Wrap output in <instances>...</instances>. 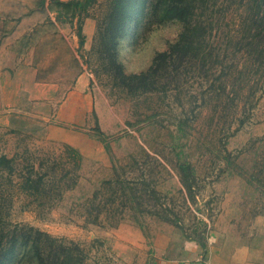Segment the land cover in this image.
I'll return each instance as SVG.
<instances>
[{"label": "rangeland", "instance_id": "obj_1", "mask_svg": "<svg viewBox=\"0 0 264 264\" xmlns=\"http://www.w3.org/2000/svg\"><path fill=\"white\" fill-rule=\"evenodd\" d=\"M28 1L0 0V14L22 16L36 8ZM109 2L94 0L90 6L95 30ZM149 7L148 3L141 14L130 13L131 21L118 39L116 58L127 75L148 70L182 30L177 20L157 22ZM38 11L34 16L42 22L45 13ZM213 13L220 23L207 39L211 57L204 66L186 68L179 81L166 82L164 92L129 93L116 86L98 66L91 36L84 48L77 47V58L90 75L74 102L89 109L86 115L68 124L56 121L58 95L35 103L37 117L30 131L0 125V156L10 158L9 167H0V238L8 242L11 232L18 238L14 253L4 255L3 264H36L29 250L32 240L25 238L26 226L61 238L64 244H78L82 249L78 264H161L163 256L155 257L157 233L169 237L167 256L176 259L192 241L185 236L194 237V232L217 253L264 238V60L256 58L248 43L250 31L233 30L239 15L225 4L214 7ZM238 37L248 38L235 44ZM221 70L230 71V76L218 79ZM12 100L7 102L13 104ZM27 104L20 100V109ZM8 108L12 107H0V117ZM43 114L45 120L40 118ZM96 124L107 135L110 153L95 135ZM62 133L68 142L57 139ZM61 142L81 152L79 178L60 200L40 205L22 183L28 175L36 178L35 172L29 173L32 167L46 169L47 165L39 167L40 161L50 164L61 158ZM113 163L121 177L135 178L142 172L153 178L150 185L178 214V223L156 215L145 216L142 229L132 216L116 228L85 223L82 205L102 180L113 177ZM183 163L194 175L190 191L181 183L178 165ZM41 251L51 249L43 245Z\"/></svg>", "mask_w": 264, "mask_h": 264}, {"label": "trees", "instance_id": "obj_2", "mask_svg": "<svg viewBox=\"0 0 264 264\" xmlns=\"http://www.w3.org/2000/svg\"><path fill=\"white\" fill-rule=\"evenodd\" d=\"M93 2L94 0L67 2L71 6L70 22L76 19L78 49L84 48L85 44V35L82 32L84 20L88 17L95 19L89 13ZM148 3L157 22L177 20L182 23V30L165 51L159 52L153 58L148 70L127 75L116 58L118 39L131 21L130 13L141 14ZM224 4L239 15V22L233 30L241 34L250 31L248 43L255 50L256 58L264 60V0H110L107 12L98 22L92 38L94 40L92 50L97 53L100 61L98 66L113 79L116 86L129 93H147L155 89L164 92L165 83L172 79L179 81L186 68H193L197 63L206 65L207 56L211 57L213 51L207 39L213 30L218 29L220 23L218 14L213 13V8ZM246 38L248 37L243 39ZM243 39L236 38L235 44L242 43ZM216 57L219 63L218 55ZM229 73L230 71L223 70L218 79L229 77ZM22 127L17 126L15 131L21 132L19 129ZM94 131L106 151L110 153L111 146L107 135L98 124ZM61 146L63 151L60 159L53 160L50 164H46L47 160L40 161L39 167L42 169L47 165L46 169L35 171L32 167L29 173L35 172L36 178L32 179L28 175L22 183L23 190L31 192L30 195L40 205L60 200L64 191L77 184L83 156L76 147L68 143L61 142ZM9 162L10 158L0 156V167L3 165L9 167ZM112 167L115 171L113 177L102 180L82 205L85 223L103 227L107 224L116 228L126 216H132L133 222L142 229V220L148 215H156L173 224L178 223V214L162 202V196L160 197L158 191L150 185L153 178H147L142 172L135 178L121 177L117 172L118 166L113 163ZM178 169L183 187L190 191L194 179L190 165L179 164ZM25 229L27 230L25 238L28 237V241L32 240V244L29 242V250L36 264H78L77 256L82 254V249L75 242L64 244L61 238L52 237L33 226H26ZM193 234L194 237L188 235L185 237L205 248L203 237L196 232ZM17 240L12 232L8 242L3 243L0 238V264L4 262V255L14 253ZM43 245L48 246L51 251L42 253Z\"/></svg>", "mask_w": 264, "mask_h": 264}, {"label": "crops", "instance_id": "obj_3", "mask_svg": "<svg viewBox=\"0 0 264 264\" xmlns=\"http://www.w3.org/2000/svg\"><path fill=\"white\" fill-rule=\"evenodd\" d=\"M68 1L29 0L45 13L46 20L42 22L34 16L39 12L36 8L13 19L0 14V107H12L0 117V125L6 128L10 125L13 131L22 125L21 132L30 131L37 117L33 112L35 103L50 102L58 95L60 103L53 115L56 121L68 124L88 113L86 106H76L74 102L76 95L84 92L90 74L77 58L76 19L70 22ZM82 32L85 44L90 43L95 32L92 17L84 20ZM9 100L14 103H8ZM20 100L28 102L23 106L25 111L20 109ZM14 110L16 113L10 114ZM44 115L40 118L45 120ZM51 127L48 125L47 129L50 131ZM57 139L69 141L65 133ZM168 240L165 234L155 235V257L163 256L162 261L159 259L161 264H264V238L239 248L227 246L217 250L218 253L208 243L205 248L199 245L201 251L197 242L190 241L183 246L180 259L167 256Z\"/></svg>", "mask_w": 264, "mask_h": 264}]
</instances>
